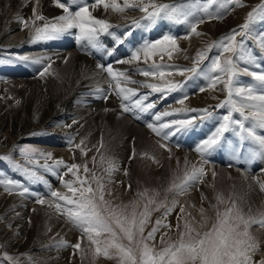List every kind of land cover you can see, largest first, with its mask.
Masks as SVG:
<instances>
[{
  "label": "bare ground",
  "instance_id": "obj_1",
  "mask_svg": "<svg viewBox=\"0 0 264 264\" xmlns=\"http://www.w3.org/2000/svg\"><path fill=\"white\" fill-rule=\"evenodd\" d=\"M85 1L87 3L82 4L83 0H77V2L75 3H73L72 0H61V2H65L66 4H68V6L73 11L78 10L79 6L87 4L94 17L106 20L110 25H112L108 33H102L99 36V44L101 46L99 49L91 48L90 46H88L87 41L77 40L76 36H78L79 33L74 34V30H71V34H65L54 40L32 42L34 28L36 26H43L46 22L53 23L56 21L57 17L64 14L63 9L56 6L57 0H0V45L5 46V49L8 53L7 56L14 57L13 59H7L8 64H10L11 67H15L23 71V73H20V71H18L17 73L13 72V70L10 71L6 68V64L4 66V69L0 70V79H6L7 81H10L11 83L9 84L11 85L13 83L14 87H23L24 90H21L22 93L30 94L24 98L25 107L23 109V112L35 110L38 113V118H36V120H34L35 117L33 120L28 117L30 122H27V119L24 117L25 114L23 112V115H21V113L19 114L18 110L10 108L9 110H11V114H8V111H6L3 107L1 108L0 106V112H4L3 116L0 117V148H4L5 146L10 147L15 142L20 143L21 136L29 130L31 131L36 127H42L44 129V136H42L43 138H38V143L43 144L42 146H44V144L47 145H45L44 147H40V150H49L55 157L63 158V164L58 166V169L54 170L55 173H53V176L50 175L51 173L49 174V172L44 171L46 173V183H39L38 185H36L39 194H41V196H44L45 201L51 202L49 201L50 199L46 197V195L50 193L49 188L52 187V185H58V182L63 180L62 170H66L65 165H67L69 161L73 159V152L70 150L71 148L69 146V143L73 141L74 137L83 138V135L89 136L90 140L88 141L91 143H96L95 139L93 140V138L99 139L101 137L103 140L104 136L106 135L113 136V139H108L107 143L109 146H112V155L113 157L117 158L118 166L120 165L119 170L121 172H123L124 169L128 168V166L131 165V161L134 160V158L141 154V152L145 151L141 158L147 165L144 163H140L143 164V166L140 167V164L137 166L136 163L135 168H137L138 173L143 171L147 174H150L149 176H147L150 178L151 174L154 173V171L152 170V168L150 169V167L155 165L154 167L156 168L160 163H163V168L167 169L170 178H178L179 180V178L183 176L185 172L192 171L193 168H197L200 163L203 164V161H205L204 158H206L208 164L211 163L214 166L217 165V162L224 164L225 168L223 167V170L228 171L230 182L233 183H230L227 186L228 188L235 187L237 191L241 195H243V197H245V195L248 194V188L250 186L248 185L249 187H246V185L243 183V180L245 179V176H249L247 178L257 182L258 191L264 193V191H262L260 187L261 184H264V165L262 166V168H260L259 165H261L262 161H259V158H253L250 156V153L255 150L251 148L252 143L250 140L242 141L238 135L233 133L232 137L231 135H229L230 132L227 131L224 133L221 141L222 139L229 138H232L233 140L230 142H228L229 140H226L225 143H221L220 141V143L214 147L215 149H217V151H215L214 148L208 150L204 154V158H202L201 154H198L195 151L196 147L215 131L214 126H217V123H215L217 115L212 114L211 117H205L204 119H193L192 125L187 129H182L179 132H175L174 135H169L173 132L174 128L179 127L178 125L172 124L171 122L181 119H192L195 117H199L189 116L192 115V111L189 110L197 107L198 104L197 97L200 92V88L198 85H191L190 91L188 93V98L184 100L183 104H181L179 103V101L182 99L178 97L179 95L176 94L173 96L172 94H169V91L166 87L165 91L153 92L151 88L146 86V80L140 78L139 74H136V65L132 63L128 64L126 62L123 66L119 67L122 69L124 68L122 73L125 74L124 77H121V82L123 83L124 81V83L122 84V88L133 89L136 92V95H131L129 93V98L127 100L111 98V100L109 101L108 97L105 99L106 95L109 94L111 90V86L106 84L105 78L102 75V72L104 71H102L101 68L98 67V65H104L105 67L109 65H111V67H118V63H120L121 61H127L128 57L126 56L132 54V47L136 45L134 38H131L129 36L130 33H133L136 36L141 35L147 30L154 28V26H157V22H148L147 19L143 18L141 22L134 23L135 19L131 17L133 16V13L136 12V8H132L131 11L125 10V12L123 13H118L113 12L111 9L105 10L103 6H94V0ZM152 1L156 0H143V3L146 5ZM2 8L5 9L2 11ZM34 9L37 14L45 17V20H36L35 24H33L32 22L35 19L33 15ZM245 10L246 6H244V9L241 8L239 13H233L234 15H231V17L225 22H218L216 23V25L214 24L212 28H210V25H204L202 27V32L208 34L210 30H213L212 34L216 35L217 33L227 29L229 26L234 25L236 22H238ZM19 18H23L24 20L28 21L29 26L25 28L24 25L19 22ZM173 21H170L169 23L171 25H175L177 21ZM160 22L163 23V20H161ZM133 24L134 28L128 31L129 35L127 33L125 34L126 30ZM118 25L122 28V30H117ZM142 26H146L147 28L144 29ZM169 30L171 31L170 33H174L173 35H178L180 29L175 28V30L173 31L170 27ZM118 32H123L121 35V39L124 40L123 43L119 42L120 39L118 41ZM168 32L169 31H166V33ZM149 33L150 31L146 35V38L149 40H152L158 36L156 31L153 30L148 38ZM110 34H115L116 40L110 41V43L108 44L110 48L109 50H107L105 44L103 43L107 41V36ZM15 36H17L16 39ZM149 40L146 41L149 42ZM146 41L143 40V43H145ZM75 44L78 46L75 47ZM182 46L185 45L182 44ZM182 46L178 45L180 51L177 50V52H179L177 53V56L174 57V60H178V57L183 54L184 47ZM35 49L37 50L36 55L26 56V51H32ZM103 49L106 50L105 53H103ZM72 51H74L75 53ZM85 52H87L88 55H90V53L92 52L93 59L90 60L86 58V56L82 54ZM65 53L67 54V56ZM97 54H99L100 56L98 57ZM60 55H64L67 58L63 56L55 60L56 64H54V67H56V69H59L57 70L56 75L52 76L50 74L51 72H49V70L47 69L43 76H39L36 79L32 78L37 73V70L41 66H43L47 62V60L49 61L52 58L55 59L56 56L59 57ZM15 57H19L20 60L15 59ZM23 57H27L28 59L24 60L22 59ZM30 58L36 60L42 59L43 64L41 65V63H33L29 60ZM113 58H115V61L112 60ZM63 59H66L65 64L62 62ZM13 60H15V62H12ZM51 62L53 61H49V63L47 62L48 65H50ZM261 63L262 67H254L256 70H259V72L261 70H264V60H261ZM256 66L258 67L257 64ZM16 74L17 76H23V79H16ZM27 77L30 78L26 79ZM129 81H135V83H131ZM188 82L189 81H184L183 83ZM176 83L180 84L179 81H176ZM0 84L2 85V87L5 86L2 82H0ZM156 84L157 86H166L167 83L157 82ZM43 89H47V94H41V91L44 93ZM172 92L174 93L175 90H172ZM3 95L4 94L1 92V96ZM143 97H147V99L144 100V104L152 103L154 104V107H152L151 109H147L146 111H141L139 108L133 107L135 101ZM174 101H177V103L174 104ZM121 103L127 105L131 110L125 112L121 107ZM91 105L92 108H90ZM83 110H85V112H82ZM81 112L83 113V115L79 116L78 113ZM165 113H167V115H165ZM157 116H159L160 119H156ZM131 120L136 125L141 127L132 124ZM102 122L104 123V129H101ZM120 123H125V126L121 130V133L124 134V139L122 141H120L122 137L114 139V137L117 136V130ZM149 124H152L155 128H157L160 134L157 135L156 132L152 131V129L148 127ZM162 124H170V127L161 128L160 126ZM227 134L228 136L226 137ZM165 136H167V139L164 138ZM131 137H135L133 141L134 143L132 142L135 145V151H133L134 154L132 155V157L129 153L131 150L129 141L133 139ZM100 143L103 144L101 148L102 150L108 149V145H104L105 142L100 141ZM234 143L236 144V149L234 148L235 153L233 152L234 154L232 153L233 155H230V152L233 151L232 149L234 147ZM162 144L164 145V147H161ZM253 145L254 148H257L255 144ZM225 152L226 155L224 154ZM150 156L154 157L152 158ZM157 159H159L160 161L156 162ZM2 164L5 163H1V166ZM212 167L210 168L209 166L211 170ZM7 168L9 167L7 166ZM209 168H207L206 170H208ZM221 168L222 167H220V169ZM213 172L210 173V177H212ZM159 174H157V176ZM59 175L60 180L57 181ZM221 175H223V172ZM117 176L115 177H117L118 180H122V178H128L131 180L134 178L130 176V171L126 176H123V173ZM153 177H156V175H154ZM215 178L217 179V177ZM125 181L126 180L122 182ZM216 183L217 189H220V185H222L221 182L216 181ZM206 184L204 183L203 185ZM134 188L135 187H133V189ZM201 190L203 192L204 189L202 188ZM209 191L210 190H207L210 196ZM133 192H131V194ZM0 194H6V191H4L1 186ZM253 195L254 193L252 192V196ZM10 197L11 198L5 197L3 199H0V209L6 207L8 208L10 205L15 207L14 212H9L8 215L5 216H8L7 221L0 217V241H2V243H4L5 247L8 249L10 248L11 250H14L13 248H15L16 250L19 249L18 251L22 252H27L28 250L31 256H34L38 259H43L46 256V248L49 242L42 244L35 243L34 241H32V239H28L31 237L32 231L30 229H27L28 231L26 230L27 232L25 233V237L27 239L20 238L17 234V230L23 227L25 223L21 220V216L20 218H16L20 215L16 214V212L19 210L21 214L26 216L28 209H30L27 205L30 200L26 198L19 199L14 197V195L12 196V194ZM28 198L31 199V197ZM247 200L249 201L248 198ZM252 202L250 203V205H252ZM49 205H46L48 207V209H45L44 211V214L47 213L45 221L46 223L41 227V229L49 230L53 227L52 219L56 221L60 219L57 215L59 213H57L55 209H53L54 207L51 208V206ZM22 206L25 208H23ZM46 206L45 208H47ZM252 209L253 208H251L250 210ZM254 209H256V207ZM197 212L200 213L199 210H197ZM254 212L258 213V210H255ZM199 213L198 215L201 214ZM34 217H36V215H34ZM7 224L9 226H7ZM65 228L66 227L59 226V230H62L67 234L69 232L66 231L68 227L66 229ZM54 229L47 231V236H51L54 232ZM69 235L71 236V234ZM64 236V239L66 240L67 235ZM261 237L264 238V234ZM46 241L47 239L45 240V242ZM262 245L263 248L264 243H262ZM55 248L56 250L51 251L52 253H54V255L50 256L49 264H51L52 262H56L55 258L60 261V259L65 256L66 250H62L63 247L61 245H55ZM23 258L24 260H26L25 256ZM59 264H62V261H60Z\"/></svg>",
  "mask_w": 264,
  "mask_h": 264
},
{
  "label": "rangeland",
  "instance_id": "obj_2",
  "mask_svg": "<svg viewBox=\"0 0 264 264\" xmlns=\"http://www.w3.org/2000/svg\"><path fill=\"white\" fill-rule=\"evenodd\" d=\"M117 2L118 3L121 2L120 4L123 5V0H117ZM152 2H154L158 5L163 4V5H171V6H176L178 8H182L184 10H187L189 12V15L187 16V18L181 17L180 20H178L175 25H171L169 23L170 21L172 22L173 20H170L167 18L157 19L155 21V22H157V26H154V28L149 29L145 33H142L141 35H138V36H136L133 33H130V35L128 34V31L130 29L134 28V24L131 25L126 30L125 34L127 33L131 38H134V40L136 42V45L132 47V52L144 44L143 40H145V41L149 40L146 38V35L148 34L149 31L151 33L153 30H155L157 35H158L154 39L149 40V42H155L159 39H162L163 36L166 34L172 36L176 40V48L174 50L166 47L162 52H158L156 55H153L148 59H145V57L142 55L143 57H141L138 61H132L131 63L136 65V70H137L136 74H139L140 78L145 79L146 84H149V83L156 84L157 82H160V83L161 82H164V83H173L174 82V83H176V81H179L180 85H182V87L176 89L174 93L172 91H169V94H172L173 96L178 94L179 95L178 97H180L182 100H185L188 98V93L190 91V87L192 84L198 85L200 89L205 88L204 91L199 92V95L197 97V101H198L197 107H195L193 109H197V110L208 109L212 114L217 115V119L215 120V123H217V126H214V128L216 129L219 126V124L222 122V117L224 115L228 114L229 109L227 106H225V107L219 106L221 104V102H223L227 98V92H226V90H224V85L222 83H219V84H217V87L215 89H211V88L207 87L208 80L206 77L209 74V69L211 67V63L214 59H217V58H219L221 60V63H223V61L225 59L231 58V59L236 61L237 66L239 68L243 69V68L247 67L250 71L259 72V70H256L254 67H256V68L262 67V63H260L259 61L264 60L263 59L264 49H261V47H260V41L264 40V16H261L259 13H257L254 20L248 21L247 18H248L249 12H252L253 9H258L259 6H261V5H264V0H240V3L243 5L242 7L237 6L235 4H232V3H229L227 11L225 9H222L219 7L220 3L225 2V0H217V3L211 4V6L207 8V11H204V9L210 3V0H166V1L156 0V1H152ZM83 3H87V2L85 0H83L82 4ZM94 6H97V0H94ZM98 6H103V5H98ZM244 6H246V10L243 12V15L240 17V20L238 22H236L234 25L229 26L227 29L217 33L216 35L212 34L213 30H210L211 33L209 32L208 34H205L202 32V27L204 25L205 26L210 25V28H212L214 26V24L216 25V23H218V22L219 23L225 22L226 20H228L231 17V15L232 16L234 15L233 13H235V12L239 13L241 8L244 9ZM4 9L5 8H2L1 10L3 11ZM131 9L132 8H128L126 10L131 11ZM135 11L136 12L133 13V16L131 18L135 19L134 22H141L142 19L145 17L146 13L139 11L138 8H136ZM149 11H152V9L149 8ZM216 16H220L221 18L220 19L214 18ZM201 19H203L204 22L198 23V21ZM161 20H163V23L160 22ZM148 22H150V21L148 20ZM173 22H175V21H173ZM245 23H249V28L245 31L244 35H237L236 41L241 46V48L243 50V54L250 55L251 57H253L254 63H251V64H246V63H244V61L242 59H238V56L240 55V48H238L236 53H223L222 48L218 46L221 39L228 36L229 34H231L234 29L237 32H240L241 26ZM193 25H196V30L198 29L196 32L199 33V36H197L195 33H193L191 31V28ZM142 27L144 29L147 28L146 26H142ZM170 27L173 31L175 30V28H179L180 30H179L178 35H176V34L173 35L174 33H170L171 32L169 30ZM118 29L122 30V28L119 25L117 26V30ZM73 30H74L73 31L74 34L79 33L76 29H73ZM166 31H169V32L166 33ZM122 33L123 32L117 33L118 41H119V39H121ZM150 33L148 35V38L150 36ZM201 33H203V34H201ZM16 37L17 36H15V39H16ZM192 38H194V39H192ZM112 40H116L115 34L114 35H111V34L108 35L107 41L103 43V44H105V47L107 50H109L110 47L108 46V44ZM188 40L190 41V43ZM226 42L227 41H225V43ZM181 43L185 46H182ZM178 45H181L182 47H184L183 48V54H181V56L178 57V60H174V57L177 56V53L180 51ZM193 45H195V46H193ZM192 46H193V48H192ZM0 49H1L0 50V70H3L4 66L7 64L6 68L9 69L10 71L13 70V72H16V73L18 71H20V73H23L22 70H19L18 68H15V67H11L10 64H8L7 59H13L14 57L7 56L8 53L5 49V46L0 45ZM177 50H179V51L177 52ZM5 51H6V53H5ZM169 51H171V58H169V55H168ZM26 52H27L26 56H28V55L34 56V55H36L37 50L35 49L32 51H26ZM72 52H74V51H72ZM105 52H106V50H104L103 53H105ZM201 52L204 53V59L199 60V63H197L196 61L198 59V53H201ZM82 54L90 60L93 59V53L92 52L90 53V55H88L87 52L82 53ZM64 55H60L59 57L56 56L55 59L52 58L49 60V61H53V62H51L50 67H47L49 72H51L50 74L52 76L56 75L57 70H59L58 68L56 69V67H54V64H56L55 60L57 58L63 57ZM131 55L126 56V57H128L127 61L130 59ZM66 56H67V54H66ZM66 56H64V57L67 58ZM161 56L163 57L162 59H161ZM15 59H16V57H15ZM29 60L33 62L36 59L30 58ZM65 60L66 59L62 60V62L64 64L66 62ZM173 60L176 62H174ZM49 61L47 60V62H49ZM12 62H15V60H13ZM115 63H117V62H115ZM115 63H112V64H115ZM125 63L126 62L118 63L117 64L118 67H112L113 71L114 72H119V71L122 72L124 70V68L122 69L119 67L123 66ZM42 64H43V62L41 63V65ZM152 64H154V65H152ZM256 64L258 65V67L256 66ZM13 65H16V64H13ZM157 65H160L161 70H163L165 72L170 71L171 75H165L163 78H160L158 73H157V76H155V77L154 76H147L146 77V76L140 74L142 71H149V69H150V71H155ZM168 65L172 66V67H168ZM43 66H41L37 70V73L32 78L36 79L37 77L41 76L40 73L42 71H44V69H45ZM193 67H195L197 69L196 72H184L183 75H181L180 72L178 71L180 69H190ZM262 71H264V70H261L260 72H262ZM102 75L105 78L106 84L111 86V90H110L109 94H107L108 96L106 95V98L108 97L109 101L111 100V98L121 99V97L117 95V92H118L117 81L114 80L105 71L102 72ZM211 75H216V73H212ZM15 77H16V79H23V76H17V74L15 75ZM29 78L30 77H27L26 79H29ZM234 80L238 86H246L249 84H253V85L256 84V82L253 81V78L243 71L239 72L238 75L234 78ZM184 81H189V82L183 83ZM0 82L4 83V85H5L4 87H2V85L0 84V90L4 94L3 96H1V92H0V96H1L0 97V106H1V108L3 107L6 111H8L7 112L8 114L9 113L11 114V110H9L10 108L16 109V110H18L19 114L21 113V115H23L22 112H23V109L25 107L24 98L30 94H23L21 91V90H24L23 87H21V88L20 87L19 88L14 87L13 83L11 84L12 85L11 86L9 84L11 82L7 81L6 79H4V80L0 79ZM123 83H124V81H123ZM123 83L121 82V78H119V86L121 88L123 87V85H122ZM257 87H259V86L257 85ZM46 90L47 89H43L44 93L41 91V94H47L48 91H46ZM234 99L239 100L240 98L234 97ZM176 103H177V101L174 104H176ZM105 104H108V103H105ZM31 105H32V103H31ZM106 106H108V105H106ZM90 108H92V105L90 106ZM82 112H85V110H83ZM82 112L78 113L79 116L83 115ZM23 113L25 114L24 117L27 119V122L28 121L30 122L28 117H30L32 120L34 119V117H35L34 120H36V118H38V113L35 110L25 111ZM3 114H4V112H0V117H2ZM200 115H201V113L199 111H192V115H189V116L193 117V116H200ZM233 119H242V118L240 117L239 113H233ZM132 120H131V123L136 125ZM105 123H106V121H105ZM103 126H104V123L102 122L101 129H104ZM124 126H125V123H120L118 130H117V136L114 137V139L119 138V137H122L120 141H122L124 139V134L121 133V130ZM136 126H138V125H136ZM247 126H249V125L246 122V127ZM138 127H141V126H138ZM44 132L45 131L42 127H39V128L36 127L34 129H32L31 131L29 130V131L25 132L20 138V141H21L20 143L15 142L12 144L13 146L11 145L12 147L11 146L10 147L5 146L4 148H0V157L9 156L12 158V161H14L15 163L20 164V165L25 166V167H28V168H31V169H34L38 175L43 177V179L45 181L46 173L44 171L49 172V174L51 173L50 175L53 176V173H55L54 170L59 168V167L55 166L56 161H62L63 158L55 157L53 155V153L49 150H45V151L40 150V147H44L45 145H47V144H44V146H42L43 144L38 143V140H39L38 138L44 136ZM229 132H230L229 135H231L232 137H233V133L236 134L231 129L229 130ZM257 134L264 136V130L257 129ZM83 136H84L83 138L82 137H78V138L74 137L73 141L71 143H69L70 144L69 146L71 148L70 150L73 152V159L70 160L69 163L67 162L68 163L67 165H73V164L78 165L79 170L78 171L75 169L73 170V171H77V175L74 176L73 173L69 172L68 168L65 167L66 170H62L63 180L59 181L60 180V175H59L57 178V181H59L58 185H52V187H50L49 190L58 191L62 195H67L68 197L71 198L73 196V193L70 192L67 188L63 187V183L65 181L73 182V187L76 188V187H80V184H79L80 180H86L87 183L85 186L90 185L92 187V189L97 188V181H99L100 183H103L105 185V187H104V200L111 202V205L114 207L119 206V207H117V212H121L123 210L124 214H126V215L131 213L133 203L136 204V212L139 214L140 212L144 211V206L148 203V200L154 199L156 203L148 205V208L151 212V215L148 218V222L145 225L144 235H147V233L151 231L152 227L155 225L156 220L158 218L162 217L163 213L165 212V209L167 207H172L171 201L176 200L178 203L173 208L171 214H169L166 217V219L163 221L164 223L171 225V230H169L168 228H163V227L160 228V230L156 233L155 241L149 242L150 244H154V246L157 250H159L160 248L165 246V245L161 244V237L162 236H163L165 242L175 241L178 238V232L180 230H183L185 220H188L189 222H191L192 224H194L196 227L199 228L200 224L203 223V217L200 214L201 212L199 213V212H197V210L200 211L201 209H204V215L208 218V226H210L215 220V209L212 207L213 205L217 206L221 210H224L227 207L231 206L233 203H235L237 208L242 209L246 215L259 216L260 213H264V193L258 191L257 182L247 178L249 176H245L243 183L246 185V187L248 185L250 187L248 186L249 187L248 188V194H246L245 197H243V195H241L235 187H230V188L227 187L232 182H230V178H229L230 176L228 177V171L223 170L224 164L217 162V165L214 166L211 163L205 164L203 161V164L200 163L197 168H200V167L204 168V172L206 174L201 177L204 181L200 178V180L198 182L193 183V185L194 186L196 185V186L195 187L193 186L189 189V191L191 190L192 193H191V191L190 192L187 191L183 195H175V189H173L172 191H168V189L171 187V185L173 183H177V184L180 183L183 180L184 175L181 176L182 178L180 177L179 180H178V178H173V177H172L173 179L170 178V175L168 174L167 169L163 168V163H160L159 166H157L156 168L154 167L155 165L150 167V169L152 168V170L154 171V173L151 174L150 178L147 177L150 174H147L143 171L138 173L137 168H135V164L137 163V166L140 163L146 164L143 161V159L141 158L142 155L145 153V151L141 152V154H139L136 158H134V160L131 161V165L128 166V168H126L127 170L124 169L123 172H121L119 170L120 165L118 166L117 158L113 157V155H112V146H109L107 143V140L113 139V136L106 135V136H104L103 140L101 137L99 139L93 138V140L95 139L96 143L89 142L88 141V140H90L89 136H85V135H83ZM227 136H228V134L226 135V137ZM131 138H133V139L131 141H129V144L131 146V150L129 153H130V156L132 157V155L134 154L133 151H135V145L133 144L135 137H131ZM35 139H37V140H35ZM226 140L227 141L229 140L228 142H230L233 139L232 138L231 139L230 138L229 139H222L223 142L221 141V143H225ZM100 141L105 142L106 144L104 143V145H108L107 150L101 149L103 144L100 143ZM251 143H252L251 148L256 149V148H254V145H253L255 143L253 141H251ZM165 144H166V141H165ZM167 144H168V142H167ZM100 145H101V147H100ZM22 148H30V149L35 150V160L32 164H28L27 158L21 154L20 149H22ZM234 148L236 149L235 143H234V147L232 149L233 151L231 150L232 152H230V155H233L235 153ZM244 148H245V144H244ZM164 151H166V150H164ZM215 151H217V149H215ZM40 153H44V154L50 153L51 159L45 160L43 157H41L39 155ZM198 154H200V153H198ZM224 154L226 155V152ZM150 157L153 158L154 156H150ZM202 158H204V157H202ZM204 160H206V158H204ZM0 161L6 162L9 165V167H11V169H12V171H10L11 174H9V172L7 170H3L0 168V179H10V180L19 182L21 185H23L29 189V193H26L23 196L18 194V190L12 191V196L14 195V197L19 198V199L20 198H26V199L30 200L29 203H27L28 207L30 208V209H28V212H27L28 215L26 214V216H24L23 214L20 213L19 210L16 212V214H20V215L17 217L15 216V217L20 218V216H21V220L24 221V223H25L23 225V227H21V228H19V230H17V234L19 235L20 238L25 239L26 238L25 233L30 229L32 232H31V237L28 239H32V241H34L35 243L45 244V243L49 242L48 246L46 248V253H45L46 256L43 259H38L34 256H31L30 253L28 252V250H27V252L26 251H23V252L18 251L19 249L16 250L15 248H13L14 250H11L10 248L9 249L6 248L5 244L2 243V241H0V264H24V263H26V264H49L50 256L54 255V253H52L51 251L56 250L55 245H58V246L61 245L63 247L62 250H66L65 256H63V258L60 259V261H62V264H117V260H115V259H107L103 255L95 256L94 253H95L96 245L91 244V242L87 239V236L83 235L80 229L76 228L75 226H73V224L69 223L66 215H63L60 212L56 211L55 206H54L55 198L51 197L49 193L46 195V197H48L50 199L49 201H51V202L45 201L46 203L43 205L36 203V196L31 195V193H36L37 195L39 194V191L36 187V185H38L39 183L36 184L34 182H30V180L21 171H19L17 168H15L13 166V163H10L8 160L0 159ZM36 161H38V163ZM158 161H160V160L157 159L156 162H158ZM230 161H232V160H230ZM259 161H260V159H259ZM109 162H111V164L114 165L115 169H116L111 173L110 176H109L108 172L106 171V169L109 168ZM44 164L52 165L54 170L53 171L45 170V168L41 167V165H44ZM263 165H264V161L261 162V165H259V167L262 168ZM85 166L88 169L87 173L84 171ZM142 166H143V164H140V167H142ZM209 166H210V168L213 166L212 170L213 171L215 170L216 172L215 171L213 172L209 168ZM2 167L7 168V166L5 164H2ZM220 167H222V168L220 169ZM207 168H209L210 170L209 169L206 170ZM129 171H130V176L132 178L134 177L133 179H131L132 181L128 178H122V180L117 179V177H118L117 175H120L123 173V176H124L125 173H128ZM210 171L216 174L215 176H213V173H212L213 178L210 177V175H211ZM12 172H15L16 175L13 176ZM219 172L221 174L223 172V175H221ZM189 173H191V171ZM208 173H209V175H208ZM93 174L97 178L96 181H94L92 179ZM157 174H159V175L157 176ZM154 175H156V177H153ZM77 176L79 177V180L77 179ZM115 176H117V177H115ZM223 176H226V177H223ZM215 177H217V179ZM214 178L216 179V181L221 182L222 185H220V187H221L220 189H217V183H216ZM24 179H27L28 182L25 181ZM123 179L126 181L122 182V181H124ZM109 181H111V182H109ZM248 182H249V184H248ZM204 183L205 184L207 183V184L203 185ZM201 184H202V186H201ZM26 185H28V186H26ZM0 186L4 190V187L2 185H0ZM120 186H122V187H120ZM197 186H198V188H197ZM133 187H135V188L133 189ZM199 187L201 189L202 188L204 189L203 192ZM204 187L207 190H210L209 191L210 196ZM197 189H200V190H197ZM133 191H135V192H133ZM145 191H147L146 196L142 197V196L138 195V193H144ZM211 191H212V194H211ZM131 192H133V193L131 194ZM252 192L254 193V195H253L254 197L252 196ZM77 195H79V193H77ZM10 196H11V194H9L6 191V194H0V199H3L5 197L11 198ZM26 196L31 197V199H29ZM39 196H41V194H39ZM218 196L222 197V199L224 201L223 203H218V200H217ZM41 197L44 198V196H41ZM247 198L249 199V201L247 200ZM255 198H257V199H255ZM254 200H256L257 202ZM206 201H207V203H206ZM208 202H209V204H208ZM251 202H252V205H250ZM59 203L62 206L64 205V201H59ZM160 203H163L165 205V207H161L159 210H155L156 204H160ZM47 204L48 205L51 204L52 205L51 208L54 207L53 209H55V211L57 213H59L57 215L60 218L57 221L52 219L53 227L50 228L49 230L54 229V227H55V229H54V232L52 233L51 236H47V234H46V232L49 231L48 229H41V227L46 223L45 221H46L47 213H45L46 214L45 215L44 211H45V209L46 210L48 209V207L46 206ZM247 204H248V206H247ZM126 205L128 207L125 209L124 206H126ZM45 206L47 208H45ZM68 207H72V206L68 205ZM255 207H256V209H254ZM23 208H25V207H23ZM181 208L184 209L183 213H181ZM251 208H253V209L251 211H249ZM259 208L261 209V211ZM255 210H258V213L254 212ZM14 211H15V207L11 206V205L8 208L6 207L3 209H0V217L7 221L8 216L7 217H5V216L8 215L9 212L11 213ZM24 211H25V209H24ZM33 213H35V214H33ZM198 213L200 215H198ZM32 214H33V216H32ZM34 215H36V217H34ZM58 224L60 227L61 226L66 227V228L68 227L67 229L66 228L65 229H66V231H69L70 233L68 232L66 234V232H63L62 230L60 231ZM177 225H179V229L177 228ZM7 226H9V225L7 224ZM113 226L115 227V225H113ZM10 227H12V226H10ZM202 230H204V229H202ZM117 231H119V230L117 229ZM251 231H252V234L260 241V252H258L254 256V260L259 261V259L261 258V254L264 253V247L262 248V246H263L262 243H264V238L261 237L264 234V229H259L258 226L254 225L252 227ZM165 233H167V235H165ZM63 234L68 236V237L66 236L67 241L64 239L65 236ZM69 234H71V236ZM106 235L107 234H105V236L98 237L97 239L103 240L106 238ZM46 239H47V241L45 242ZM61 241H64L66 243L61 244L60 243ZM123 242L125 244H127L126 240H124ZM77 243H80V245H81L80 249H76L73 247V245H75ZM64 245H66V246H64ZM102 246L103 245H101V247ZM24 256L26 257V260H24V258H23ZM7 257H11L12 259L9 260V259H7ZM51 259H54V258H51ZM55 260H56V262H52L51 264H59L60 261L57 260L56 258H55ZM55 260H53V261H55Z\"/></svg>",
  "mask_w": 264,
  "mask_h": 264
},
{
  "label": "snow or ice",
  "instance_id": "obj_3",
  "mask_svg": "<svg viewBox=\"0 0 264 264\" xmlns=\"http://www.w3.org/2000/svg\"><path fill=\"white\" fill-rule=\"evenodd\" d=\"M73 3L77 0H72ZM217 3V0H210V3L205 7L204 11L211 4ZM232 3L237 6H243L240 0H225L220 3L219 7L228 10V4ZM103 5L105 10L111 9L113 12L123 13L128 8H138L139 11L146 13L144 19L150 22H155L157 19H170L174 21L180 20L181 17H187L189 12L182 8L171 5H158L154 2L144 4L143 0H123V5L117 2V0H97V5ZM57 7L63 9V15L56 18L53 23H44L43 26H36L34 28V35L32 42L37 41H49L57 39L65 34H71V30L76 29L79 35L76 36L77 40L87 41L88 46L91 48H99V36L102 33H108L110 25L106 20L98 19L94 17L89 10L87 4L78 7V10L73 11L68 4L57 0ZM149 8L152 11H149ZM259 13L264 16V5L259 6L258 9H253L248 14V21L255 19L256 14ZM163 14V15H162ZM33 15L36 20H45V17L36 13L33 10ZM220 19V16L214 17ZM19 22L24 25L25 28L29 26L28 21L23 18H19ZM203 19L198 23H203ZM138 23V22H134ZM249 28V23H245L241 26V31L237 32L235 29L231 34L221 39L218 46L222 48L223 53H236L240 48V55L238 59H242L244 63H254L253 57L243 54L241 46L236 41L237 35H244L245 31ZM191 31L197 35L196 25H193ZM225 41H227L225 43ZM120 43L124 40L120 39ZM176 48V40L170 35H164L162 39L155 42H145L141 47L132 52V55L128 61H121L131 63L132 61H138L143 55L145 59L156 55L158 52H162L165 48ZM261 49H264V40L260 41ZM169 58H171V51L168 52ZM163 57L161 56V59ZM22 59L27 60V57ZM50 59V58H48ZM204 59V53H198L197 63L199 60ZM33 63H42V59H37ZM46 66L44 71L40 73L41 76L47 71ZM102 71L107 72L114 80L117 81L118 92L117 95L122 100L129 98L128 94L136 95L133 89H125L119 86V78L124 77L122 72H114L111 65L104 66L98 65ZM172 67V66H168ZM181 75L184 72H196L195 67L190 69L178 70ZM245 72L253 78L256 82L255 85L249 84L246 86H238L234 78L239 72ZM163 78L165 75H171V72H165L161 70V66L157 65L155 71H142L140 74L144 76H157ZM216 73V75H211ZM208 84L207 87L215 89L217 84L222 83L224 90L227 92V98L221 102L220 107L227 106L228 114L222 117V122L215 129V131L205 140H203L195 149L197 153H200L203 157L204 154L217 146L224 133L230 129L235 132L240 139L251 140L258 147L250 153L253 158H259L264 161V136L257 134V129L264 130V71L253 72L248 68H239L235 60L228 58L221 63L219 58L214 59L207 75ZM135 83V81H129ZM257 85L259 87H257ZM147 87L151 88L153 92L165 91V87L168 91L176 90L182 85L178 83H167L166 86H157L156 84H147ZM201 88L200 91H204ZM239 97L240 99H234ZM106 99V97H105ZM147 97H143L135 101L133 107L139 108L141 111H146L154 107V104H144V100ZM179 103L183 104L184 100H180ZM121 107L125 112L131 109L121 103ZM107 111V109H106ZM189 111H199L201 115L192 119H181L171 122L179 127L174 128L173 132L169 135H174L175 132H179L182 129H187L192 125L193 119H204L205 117H211L212 113L208 109H190ZM233 113H239L242 119H233ZM167 115V113H165ZM156 119H160L159 116ZM246 122L249 126L246 127ZM152 131L159 135V131L152 124L148 125ZM161 128L170 127V124H162ZM167 139V136L164 137ZM161 147H164L162 144ZM21 154L27 158V163L32 164L35 160V150L30 148L20 149ZM45 160L51 159V154H39ZM0 159L8 160L13 163V166L21 171L30 182L34 183H46L43 177L38 175L34 169L22 166L12 161L9 156L0 157ZM38 163V161H36ZM204 163H207L205 160ZM63 161H56L55 166H60ZM41 167L47 171H53L52 165L44 164ZM69 172H72L74 176L77 175L79 170L78 165H65ZM77 171H73V170ZM116 170L115 166L109 162V168L106 169L109 176ZM84 171L87 173L88 169L85 166ZM127 175V173H125ZM205 175L204 169L193 168L191 173L185 172L183 180L180 183H173L168 191L175 189V195H183L192 186L193 183L198 182L200 178ZM215 176V173H213ZM79 180V177L77 176ZM92 179L97 180L93 174ZM111 182V181H109ZM86 180H80V187H73V182L65 181L63 187L67 188L73 193L70 198L67 195H62L58 191H51L50 196L55 198V209L63 215H66L69 223L73 224L76 228L80 229L83 235L87 236V239L91 244L96 245L95 256L103 255L107 259L117 260V264H264V253L261 254L259 261L254 260V256L260 252V241L252 234V227L258 226L259 229H264V213H260L259 216L246 215L242 209L237 208L233 203L231 206L224 210H221L217 206L213 205L215 209V220L208 226V218L204 215V209H201V216L203 217V223L199 228L194 224L185 220L183 230L178 232V238L175 241L165 242L163 236L161 237V244L165 245L157 250L154 244H150V241H155L156 233L160 228H168L171 230V225L164 223L166 217L171 214L173 208L178 203L176 200H172V207H167L161 218H158L151 231L144 235L145 225L148 222V218L151 212L148 208L149 204L156 203L154 199H149L148 203L144 206V211L139 214L136 212V204L133 203L132 211L130 214H124L123 210L117 212V207L112 206L111 202L104 200V187L103 183L97 181V188L92 189L90 185H86ZM0 185L4 186V190L9 194H12L13 190H18V194L23 196L29 193V189L19 182L10 179H0ZM261 190L264 191V184L260 185ZM79 193V195H77ZM110 194V193H109ZM36 196V203L45 204L44 198L31 193ZM139 196H146L147 191L144 193H138ZM218 203H223L222 197H217ZM59 201H64L62 206ZM71 205L72 207H68ZM49 206H52L51 204ZM128 206H124L126 209ZM161 207H165L163 203L156 204L155 210H159ZM251 211V210H249ZM184 209L181 208V213ZM179 219V218H178ZM115 225V227L113 226ZM179 229V225H177ZM117 229L119 231H117ZM204 229V230H202ZM103 240L97 239L98 237L105 236ZM167 235V233H165ZM126 240L127 244L123 241ZM66 242L61 241V244ZM101 245H103L101 247ZM74 248L80 249V243L73 245ZM11 260V257H7Z\"/></svg>",
  "mask_w": 264,
  "mask_h": 264
}]
</instances>
